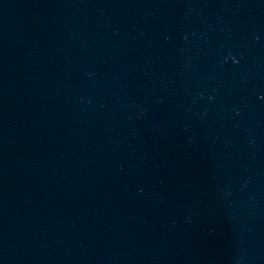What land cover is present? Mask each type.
<instances>
[{
	"label": "water",
	"instance_id": "1",
	"mask_svg": "<svg viewBox=\"0 0 264 264\" xmlns=\"http://www.w3.org/2000/svg\"><path fill=\"white\" fill-rule=\"evenodd\" d=\"M0 264H264V0H0Z\"/></svg>",
	"mask_w": 264,
	"mask_h": 264
}]
</instances>
